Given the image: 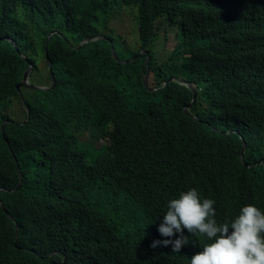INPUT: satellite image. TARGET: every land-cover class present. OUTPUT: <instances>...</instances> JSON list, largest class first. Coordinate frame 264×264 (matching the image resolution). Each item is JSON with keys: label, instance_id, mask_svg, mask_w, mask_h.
<instances>
[{"label": "clouds", "instance_id": "clouds-1", "mask_svg": "<svg viewBox=\"0 0 264 264\" xmlns=\"http://www.w3.org/2000/svg\"><path fill=\"white\" fill-rule=\"evenodd\" d=\"M261 7L0 0L6 264H264Z\"/></svg>", "mask_w": 264, "mask_h": 264}, {"label": "trees", "instance_id": "trees-1", "mask_svg": "<svg viewBox=\"0 0 264 264\" xmlns=\"http://www.w3.org/2000/svg\"><path fill=\"white\" fill-rule=\"evenodd\" d=\"M254 12L255 14L252 15H254L256 18H261L264 21V7H261L258 10L254 8ZM228 30L231 32L230 36L226 39L218 40L215 45L216 55L219 57L229 58L239 54V57L245 56L248 58L249 61L253 60L252 67H258V65L261 64L262 58L264 56V53L260 52V46L264 44V35L262 41L259 42L257 45H254V42H251V40L241 31L238 23L233 26H230ZM233 32H236V35H234ZM250 45H252V51H250ZM7 51L8 49L5 45H0V56L5 54ZM260 66L263 68L264 72V62ZM118 67L119 69L125 68V66L122 64H118ZM254 73H259V69L256 68ZM2 75L3 74H0V76ZM20 76L21 73L11 79L13 85L19 81ZM136 81L137 80H135V83ZM129 101L130 99L127 98V102ZM0 213L2 214L1 209ZM6 261V253L4 249L0 246V264H6Z\"/></svg>", "mask_w": 264, "mask_h": 264}]
</instances>
